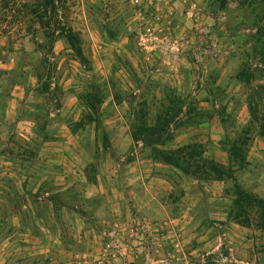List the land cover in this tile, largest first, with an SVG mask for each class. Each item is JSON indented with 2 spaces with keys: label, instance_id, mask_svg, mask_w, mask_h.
<instances>
[{
  "label": "rangeland",
  "instance_id": "1",
  "mask_svg": "<svg viewBox=\"0 0 264 264\" xmlns=\"http://www.w3.org/2000/svg\"><path fill=\"white\" fill-rule=\"evenodd\" d=\"M227 3L0 0V264H264L261 213L234 206L264 201V37ZM164 120L157 150L223 181L134 140Z\"/></svg>",
  "mask_w": 264,
  "mask_h": 264
},
{
  "label": "trees",
  "instance_id": "2",
  "mask_svg": "<svg viewBox=\"0 0 264 264\" xmlns=\"http://www.w3.org/2000/svg\"><path fill=\"white\" fill-rule=\"evenodd\" d=\"M54 1V0H53ZM229 0H221V7L224 9L226 8V5L228 4ZM241 2V7L249 9L252 14L254 15V25L257 28V31L259 35H261V38L264 37V0H238ZM262 9V10H259ZM69 44L71 47L75 50L77 53V56L79 59H83V54L80 49V40L77 38L71 31L67 33L66 36ZM171 122L164 120L159 121L155 126H147V124H143L141 128H139L138 132L139 134L135 133L133 134L134 140L140 139V137H143L144 141L151 145L153 147L156 155L157 160L162 161L163 163H166L169 166H172L180 171H182L185 174H190L191 169L195 171H201V173H206L207 177L211 178V175L213 177H217L218 181H223V177L225 176V172L227 170L228 166H223L218 163H215L213 161H204V167L200 166L199 162L196 160V158L199 157V154L192 150V148L195 147H184L177 151H159L157 150V147L165 146L166 143L172 142L174 140L172 130L170 128ZM261 133L264 136V125L261 126ZM235 143L231 150L228 151V153L231 155V157H239L240 163L245 164L246 159H244L242 156H237L236 154V146ZM196 149V148H195ZM202 158V155H200V159ZM202 163V162H201ZM208 167L209 171L205 170ZM229 169V168H228ZM217 180V179H216ZM250 205L253 208H256L258 212H260V220L262 223V228L264 227V201L260 200L254 196L248 195L246 193H239L237 194V199L235 201V208L241 211L245 209L244 205ZM240 224L242 225H251L249 222H246L245 218L242 216H239L237 218Z\"/></svg>",
  "mask_w": 264,
  "mask_h": 264
},
{
  "label": "built area",
  "instance_id": "3",
  "mask_svg": "<svg viewBox=\"0 0 264 264\" xmlns=\"http://www.w3.org/2000/svg\"><path fill=\"white\" fill-rule=\"evenodd\" d=\"M133 3L135 5H140V0H133ZM189 3L191 4V10H192V12H187V17H188L189 20L195 19L194 20V23H195L194 29L197 31L198 24H199V17H197V18H194L193 17L194 11L196 10L197 6H196V4L194 2H189ZM184 4H187V2L184 1ZM173 14H174L173 11L169 12V15L170 16H173ZM145 33H146V36H149V39H142L141 40L142 43H144V44H150L152 46L154 44L153 41L158 40V37L156 36L154 30L152 28H150V27L146 29ZM156 49H159V48H158V45L155 44L154 45V48H153V51H156Z\"/></svg>",
  "mask_w": 264,
  "mask_h": 264
}]
</instances>
